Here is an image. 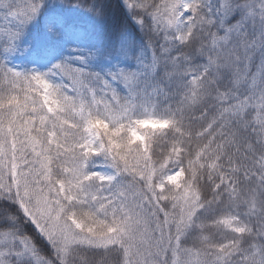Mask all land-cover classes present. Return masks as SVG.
<instances>
[{
  "label": "snow or ice",
  "instance_id": "6c2138e0",
  "mask_svg": "<svg viewBox=\"0 0 264 264\" xmlns=\"http://www.w3.org/2000/svg\"><path fill=\"white\" fill-rule=\"evenodd\" d=\"M0 264H264V0H0Z\"/></svg>",
  "mask_w": 264,
  "mask_h": 264
}]
</instances>
